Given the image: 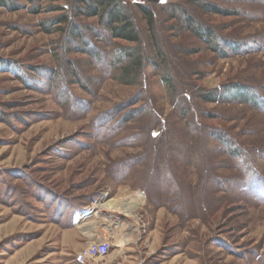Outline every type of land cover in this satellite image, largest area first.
<instances>
[{"label": "rangeland", "instance_id": "1", "mask_svg": "<svg viewBox=\"0 0 264 264\" xmlns=\"http://www.w3.org/2000/svg\"><path fill=\"white\" fill-rule=\"evenodd\" d=\"M7 1L19 9L0 6V264H45L54 251L64 253L58 263L71 260L74 241L59 238L73 225L92 241L111 236L125 264H264V0H122L151 59L132 83L107 68L118 49L138 45L112 40L101 68L43 27L63 8L100 28L75 15L73 0ZM145 3L157 13L155 33L137 9ZM180 9L222 48L186 28ZM110 200L142 203L127 243L124 208L97 213Z\"/></svg>", "mask_w": 264, "mask_h": 264}, {"label": "trees", "instance_id": "2", "mask_svg": "<svg viewBox=\"0 0 264 264\" xmlns=\"http://www.w3.org/2000/svg\"><path fill=\"white\" fill-rule=\"evenodd\" d=\"M29 3H33L34 0H28ZM64 2H69L70 0H62ZM74 1V13L77 16H83L86 19L97 18L99 20L100 28H94L91 24H83L82 22H78L73 19V16H70L67 12L64 11L63 8H57L53 11L62 12L63 14L58 18L51 20L50 22L42 24L44 28L51 26H55L56 29L51 33H64L68 38L69 45L76 46L75 51L83 52L91 55L92 58L96 60L93 62L95 65L101 64L103 65V60L108 58L111 52V46L113 42L112 40H120L130 44L138 45L136 48H120L116 51L112 57L111 62L108 65L107 73L111 71H118L119 69L123 73V81L126 83H132L137 80L141 72L144 70V66L147 62L145 58V53L143 52L147 45L145 44V48L143 47V39L140 30L138 29L137 21L131 13V10L128 11V4H125L122 0H73ZM0 6L9 7L11 10L19 9V7L14 4L8 2L7 0H0ZM141 15L147 22L149 31L156 32L158 31V21H157V13L155 12L153 6L140 4L137 6ZM206 10L213 11L215 13H221V10L215 9L213 5H207L204 7ZM179 9H177L178 11ZM180 14L184 16L186 22H183L186 28L189 30L198 33L199 35H203V38L206 42L213 44L214 48L219 51L222 47H220L219 43H223L222 39H217L215 31L208 27L207 25H202L198 20L195 19V16L190 14V12L185 11L184 9H180ZM174 12V11H172ZM39 13L38 8L35 7L34 14ZM49 31V30H48ZM51 31V30H50ZM96 38L99 42L103 43V47H97L98 45L93 42V39ZM155 39V38H154ZM155 49L157 50V58L159 62H156V67L163 68L165 70V81L168 85L172 86L173 91L175 90L174 78L172 74L167 71V55L164 51L159 48V43L157 40H153ZM157 43V44H156ZM228 47L231 45V42H224ZM67 45V44H66ZM230 49L235 50L231 46ZM157 59V60H158ZM124 61H128V65L124 64ZM127 63V62H126ZM162 65V66H159ZM65 65V66H64ZM62 67L69 68L71 72L74 73V77L79 79V82H82L84 79L80 72L78 71L77 65L74 61L67 60L64 61ZM102 68V67H101ZM73 75V74H72ZM107 76V75H106ZM142 79L145 78V74L143 72ZM237 90V89H236ZM217 95H213L210 98L209 102L215 103L217 102ZM220 97V96H219ZM251 101H248L250 103ZM252 103V102H251ZM254 104V103H253ZM134 114V112H132ZM137 113V112H135ZM221 134V133H220ZM219 134V135H220ZM217 135V138L220 142L225 144V146L229 148L236 147L233 143H231L228 135L221 134ZM240 147L234 149L235 154L241 153Z\"/></svg>", "mask_w": 264, "mask_h": 264}, {"label": "crops", "instance_id": "3", "mask_svg": "<svg viewBox=\"0 0 264 264\" xmlns=\"http://www.w3.org/2000/svg\"><path fill=\"white\" fill-rule=\"evenodd\" d=\"M61 236H60V242L61 244H63L64 242H70L71 240L74 241V243L71 244V246L69 247V251L66 253L67 256L72 257L71 260H66L63 263H58V258L60 257L59 255L64 254L61 251H54V252H50L46 254V258L51 259L47 262H44L45 264H77L75 262V257L76 255L83 250L86 246V243L91 242L92 240H89L87 235L85 234L84 230H83V226H70V227H66L65 229L63 228L61 230ZM101 237V238H100ZM95 238L97 240H101L103 238V234H98L95 236ZM95 241V240H94ZM75 254V255H73ZM120 258L122 259V257L113 254L112 252L110 253V255L104 259V260H97L95 262H91L90 264H125L124 261H121ZM68 259V258H67ZM27 264V263H24ZM32 264V263H31ZM34 264V263H33Z\"/></svg>", "mask_w": 264, "mask_h": 264}, {"label": "bare ground", "instance_id": "4", "mask_svg": "<svg viewBox=\"0 0 264 264\" xmlns=\"http://www.w3.org/2000/svg\"><path fill=\"white\" fill-rule=\"evenodd\" d=\"M141 204H142L141 202L135 203V201H134V203H132L131 201H126L123 205H120V204L110 200V201H106V202L101 203L97 207V209H98L97 213L98 214H102V213L104 214V212H106V211H109L111 213H119L120 212L119 210L121 209L120 207L124 208L125 211L123 210V213L125 214V216H127L129 219H131V222H129L127 224H120L119 227H121V229H122L123 239H124L123 242L127 243L129 241V239H127V237H131L138 230L137 221H136L137 216H136L135 210ZM108 215H106L105 217L111 219V217ZM85 231L87 233V230H85ZM103 238H111V236L104 235Z\"/></svg>", "mask_w": 264, "mask_h": 264}, {"label": "built area", "instance_id": "5", "mask_svg": "<svg viewBox=\"0 0 264 264\" xmlns=\"http://www.w3.org/2000/svg\"><path fill=\"white\" fill-rule=\"evenodd\" d=\"M112 248V238L92 241L76 255L75 262L77 264H90L97 260H104L110 255Z\"/></svg>", "mask_w": 264, "mask_h": 264}]
</instances>
